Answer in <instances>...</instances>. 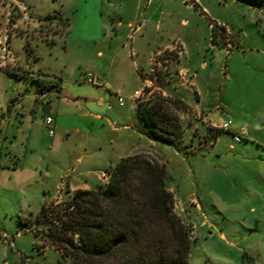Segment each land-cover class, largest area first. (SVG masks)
<instances>
[{
    "label": "rangeland",
    "instance_id": "rangeland-1",
    "mask_svg": "<svg viewBox=\"0 0 264 264\" xmlns=\"http://www.w3.org/2000/svg\"><path fill=\"white\" fill-rule=\"evenodd\" d=\"M49 1L55 19L64 25L70 22L69 28L55 41L31 42L28 52L39 55L38 62L66 83L90 70L99 82L111 79L124 96L140 87L138 72H125L122 57L119 65L114 64L109 36L95 40L104 25L119 20L125 25L132 21L135 27L147 22L144 30H130L131 38L122 39L132 44L133 58L149 61L152 56L157 75L153 93L169 96L170 86L190 85L187 73L178 67L181 57L183 67L199 74L198 94L176 89L192 107L181 113L178 142L183 151L165 143L157 149V159L167 164V185L182 199L179 203L175 196L174 211L191 227L190 264H264V238L250 229L249 218L239 217L233 198L237 171L264 168V0H200L199 7L191 4L193 0H151V5L148 0ZM77 11L87 19L75 20ZM211 24L218 25L215 41ZM167 45L172 47L158 53ZM98 49L105 51L104 59L97 56ZM22 51L26 54L25 48ZM11 66L6 63L1 69L12 71ZM0 78V93L5 94L11 80L8 75ZM224 120L232 121L230 130L213 126ZM241 125L250 128V135L236 142L233 133ZM8 127H2L0 138L5 140L0 144V264H55L56 250L35 238L25 224L33 221L43 203L72 196L74 191L65 185L69 177H94L118 161L110 155V135L106 132L102 150L91 151L81 164L68 152L50 153L45 138L40 145L30 144L19 161L14 150L21 155L24 146L14 142L17 127H9L15 132L6 136ZM102 180L104 185L106 172ZM236 184L243 187L244 181ZM191 197L205 218H189L185 204Z\"/></svg>",
    "mask_w": 264,
    "mask_h": 264
},
{
    "label": "crops",
    "instance_id": "crops-1",
    "mask_svg": "<svg viewBox=\"0 0 264 264\" xmlns=\"http://www.w3.org/2000/svg\"><path fill=\"white\" fill-rule=\"evenodd\" d=\"M199 1L193 0L191 4H198ZM50 2L49 0H0V77L8 75L11 80L5 94L0 93V109L2 108L0 138L4 125L18 128L17 135H15L17 139L14 142L16 147L17 143L24 146L21 155L18 154L20 152L17 149L14 150L19 161L25 159L30 144L40 145L45 138L49 144L50 153L52 151L54 154L68 152L69 158L81 164L89 158L91 151L102 150L101 138L106 132L110 135V155L115 160L140 152L150 153L160 159L157 149L163 142L152 139L146 134V129L138 119L135 106L131 101L126 100L124 105L119 104L117 94L122 93L116 91L111 79L99 82L96 76L97 84L90 85L84 80V74H80L72 77L73 79L66 83L62 81L59 73L50 68L48 70L38 62L39 55L28 52L32 49L31 42L35 40L37 42L55 41L69 28L67 25L70 22L64 25L55 19L52 13L53 9L49 7ZM152 3L151 0H148V5ZM78 11L80 10L78 9ZM78 11L75 20H77L76 17L87 19L86 14ZM76 24L77 21H75ZM146 26L147 22L145 21H141L136 27L132 21L126 25L121 20L112 21L107 27L104 25L103 33L99 34L102 36L95 39L100 41L104 35H108L114 49L112 59L117 61L114 64L119 65L122 57L128 67L125 72H130V70L138 72L140 87L135 91L143 85V76L153 69V58L151 56L149 61H139L133 58L135 51L131 47L132 44L124 40L131 38L130 30L140 31L144 30ZM87 28L92 29L93 26L89 25ZM34 30H39L41 33ZM124 31H126L125 35ZM171 47L167 45L158 53ZM23 48H25L26 54L23 53ZM97 56L104 59L106 53L103 49H98ZM6 63L12 65V71L1 69ZM179 63L180 73L183 71L187 73L190 85L181 87L176 84L177 86H170L167 92L169 96L181 98L187 103L186 99L177 95L176 89H189V91L198 94L199 74L193 69L183 67L182 57ZM0 82L1 89L3 86L1 78ZM187 105L191 107L188 103ZM41 115L44 117L38 121ZM47 116L54 118V136H50L44 126V119ZM37 126L40 127L38 130H36ZM9 127L6 132L7 137L15 132ZM248 129L250 135V128ZM20 135L23 136V139H19ZM3 142L5 140L0 139V144ZM212 147L213 145L208 149ZM32 151H35V146ZM107 166L94 177H69L65 185L73 191L78 188L95 189L99 187L98 184H103L102 176L105 169L108 168ZM237 172L238 174L235 176L237 175L240 179L233 177L236 187L233 189L235 209L238 210L240 218H249L252 225L250 229L259 232L260 237L264 238V168L244 170L242 174ZM231 174L233 175V173ZM243 175L246 177L244 180ZM256 176L260 178L256 179ZM238 180L244 181L243 187L236 184ZM168 188L174 192L177 201L182 203L176 189ZM187 202L185 209L190 215L189 218H205L201 207L193 197L188 198Z\"/></svg>",
    "mask_w": 264,
    "mask_h": 264
},
{
    "label": "trees",
    "instance_id": "trees-1",
    "mask_svg": "<svg viewBox=\"0 0 264 264\" xmlns=\"http://www.w3.org/2000/svg\"><path fill=\"white\" fill-rule=\"evenodd\" d=\"M211 25L215 41L218 25ZM188 109L184 100L161 91L135 107L146 134L180 152L181 113ZM105 172L104 185L46 202L25 224L56 250L55 264H190L191 227L174 211L167 164L140 152Z\"/></svg>",
    "mask_w": 264,
    "mask_h": 264
},
{
    "label": "built area",
    "instance_id": "built-area-1",
    "mask_svg": "<svg viewBox=\"0 0 264 264\" xmlns=\"http://www.w3.org/2000/svg\"><path fill=\"white\" fill-rule=\"evenodd\" d=\"M156 63H158V62H156ZM151 71L154 72L155 69L153 68ZM96 79H97L96 75L92 71L87 70L84 73V80L88 84L96 85L97 84ZM156 81H157V75H155V72H154L153 76H148L145 74L143 76V85L141 86V88L136 90L132 95L127 97V96H124L122 94H117L119 104L124 105L126 100H129L136 107V105H138L140 102H145V101L149 100L153 95V91H152L151 87L155 85ZM0 87H1V82H0ZM44 126H45L46 130L48 131L49 135L54 136L55 125H54V118L52 116H47L45 118ZM213 126L216 129H222V130L227 131V130L231 129L232 121L226 120V121H223L222 123H220L219 125H213ZM233 137H234L236 142H241V141L249 138L248 127L246 125L238 126L233 133Z\"/></svg>",
    "mask_w": 264,
    "mask_h": 264
}]
</instances>
